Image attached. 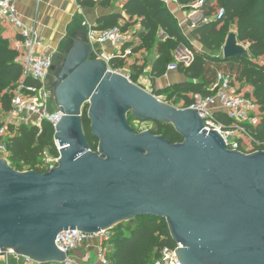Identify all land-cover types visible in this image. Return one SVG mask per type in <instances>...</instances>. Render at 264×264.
Instances as JSON below:
<instances>
[{
    "label": "water",
    "instance_id": "95a60500",
    "mask_svg": "<svg viewBox=\"0 0 264 264\" xmlns=\"http://www.w3.org/2000/svg\"><path fill=\"white\" fill-rule=\"evenodd\" d=\"M222 54L250 57L236 32ZM50 87L62 114L60 158L43 174L0 159L1 251L61 264L68 256L56 246L62 232L95 234L150 216L166 221L182 264H264V151L228 149L196 110L167 104L93 59L86 34L67 45ZM86 107L98 152L84 132ZM129 113L172 125L184 141L136 133Z\"/></svg>",
    "mask_w": 264,
    "mask_h": 264
},
{
    "label": "trees",
    "instance_id": "16d2710c",
    "mask_svg": "<svg viewBox=\"0 0 264 264\" xmlns=\"http://www.w3.org/2000/svg\"><path fill=\"white\" fill-rule=\"evenodd\" d=\"M111 0H104L107 7ZM187 9L192 4L202 2L198 9L207 22H200L190 32V40L184 33L176 16L163 0H127L123 6L124 14H111L100 18L97 31H105L119 27L124 34H131L121 46L120 52L110 59L109 67L114 72H121L131 65L129 78L138 84L139 77L144 73L146 63L141 62L142 52L156 54L151 76L161 78L168 72L170 65H176L185 81L176 83L158 93L168 103H183L189 107L194 95L213 96L218 88L217 76L222 73L230 77L232 86L239 93L251 99L257 108L259 121L256 125H244L249 137L240 138L241 150L246 144L254 151H264V0H175ZM82 6L93 7L95 1H80ZM223 10L222 17H218ZM235 29L238 41L248 48L249 58L224 59L222 49L228 35ZM160 33L164 38L160 39ZM197 42L202 48H198ZM184 47L193 60L186 62L175 60L174 53ZM128 49L132 52L128 56ZM133 59V60H131ZM37 83L24 79L20 53L11 46L10 41L2 36L0 26V118L11 110V101L19 87L27 90ZM239 85V88H237ZM250 90L243 92V88ZM88 107L83 112V128L90 148L98 152V141L93 138L91 122L88 119ZM219 121L226 126L233 124L221 112L216 113ZM2 123L0 122V127ZM154 135L163 136L171 144L184 141L172 125L156 124ZM7 140L8 161L13 169L22 172L36 171L45 173L42 160L48 154L54 159L59 158L55 143V129L43 122L41 127L18 126L9 127ZM111 251L108 255L110 264H154L160 259L165 247L175 248L168 225L165 220L145 216L125 222L111 230Z\"/></svg>",
    "mask_w": 264,
    "mask_h": 264
},
{
    "label": "built area",
    "instance_id": "2783aa9c",
    "mask_svg": "<svg viewBox=\"0 0 264 264\" xmlns=\"http://www.w3.org/2000/svg\"><path fill=\"white\" fill-rule=\"evenodd\" d=\"M34 1L41 2V0ZM201 5L202 2H197L190 6L197 9ZM223 14L224 11L221 10L218 17H222ZM204 22H207V19H204ZM0 24H8L16 31L18 40L15 48L21 55L23 77L24 79L31 78L37 83L35 86H29L27 90H24L23 86L19 87L12 98L10 112L0 118L2 123L0 127V159L8 161L7 140L10 126L36 125L41 127L43 122H48L55 129L62 114L57 111L54 92L49 82L55 53L44 43L40 30L28 26L23 21L18 12L17 0H0ZM87 36L93 51V59L103 60L107 64L111 58L105 54V46L111 45L114 48H120L128 40V35L124 34L119 27L105 31L89 28ZM131 52L132 50L128 49L125 56L130 55ZM190 63L186 62L188 65ZM174 70H177L176 65L168 67V71ZM216 86L218 91L213 96L194 95L193 102L187 109L196 110L204 121L205 129L217 131L224 139L228 149L243 152L239 139L249 137L244 125L258 123L259 115L256 105L243 93L237 92L232 86V80L225 74H218ZM158 98L163 101L162 97ZM218 112L225 114L233 124L226 126L219 121L216 117ZM57 150L60 158L58 147ZM249 153L253 152L246 154ZM59 158L55 159L56 163L45 166V168L49 171L56 167ZM44 159L51 162L52 157L46 154ZM111 239V231H101L95 234L83 233L78 230L62 232L56 239V246L68 256L61 264H81L71 254L87 244L95 247L97 264H110L108 255L111 251ZM179 248H181L180 245H176L175 248H163L160 259L154 264H182L176 254V250ZM2 262L5 264L13 262L16 264H40L28 257L18 255L12 249L5 252L0 250V263Z\"/></svg>",
    "mask_w": 264,
    "mask_h": 264
},
{
    "label": "crops",
    "instance_id": "0c3cea01",
    "mask_svg": "<svg viewBox=\"0 0 264 264\" xmlns=\"http://www.w3.org/2000/svg\"><path fill=\"white\" fill-rule=\"evenodd\" d=\"M80 1L81 0H41V2L38 3L34 0H17V8L23 21L30 27L38 28L46 46L55 53L65 42H70L76 37L84 34L88 35L89 28H95L100 18L111 14H124L123 6L127 0H111L107 7L104 6V0H93L96 2L93 7L82 6ZM163 1L178 19L184 33L193 41L190 32L204 20L203 13L198 8L190 9L189 7L191 6L184 9L185 7L180 6L175 0ZM0 26L8 27L12 30V37H8L5 34L2 36L7 38L11 46L15 48V44L18 40L16 31L8 24H0ZM130 35L131 34H128V38ZM159 38H164V34L160 33ZM193 43L196 47L202 48L199 43ZM120 49L121 47L114 48L111 45H106L104 52L112 58L114 54L120 52ZM174 57L178 62H187L192 57V54L189 51L186 53L178 49L174 53ZM139 58L141 62L146 63V68L144 73L139 77L138 85L148 92L157 91L158 94L170 86L186 80L178 70L168 71L166 75L161 78L152 77L151 71L156 60L154 51L142 52ZM120 73L130 76L132 73L131 65L126 66ZM162 98L164 99V97ZM94 252L95 250L89 252L87 247L81 250L77 249L73 251L71 255L81 264H92ZM0 264L5 263L2 262ZM11 264L16 263L13 262Z\"/></svg>",
    "mask_w": 264,
    "mask_h": 264
},
{
    "label": "rangeland",
    "instance_id": "374dc122",
    "mask_svg": "<svg viewBox=\"0 0 264 264\" xmlns=\"http://www.w3.org/2000/svg\"><path fill=\"white\" fill-rule=\"evenodd\" d=\"M189 8L192 9L193 7H189ZM232 32H235V29L234 28L232 29ZM1 33H2V35L5 34L8 37H12V30L10 28H8V27L1 26ZM69 43H70L69 41L65 42L63 45H61V47L59 48V50H57L55 52V55H54V64L56 66H58V65H60L61 63L64 62L65 57H66L67 45ZM124 75L127 76V74H124ZM136 85H138V84H136ZM237 88H239V85H237ZM248 90H250V88H248V87H244L243 88V92L244 93L246 91H248ZM163 101L165 103H167V104L174 105L172 103H168L165 98L163 99ZM174 106L176 108H178V109H183V103L182 102H177ZM128 120H129L130 125L132 126V128L135 130L136 133H142V132H145V131H151L152 133H154V132L157 131L156 124L151 123V122H140V121L136 120L133 117L132 113H129L128 114ZM244 149L248 153V152H250L252 150V146L249 145V144H246V146L244 147ZM48 159H43L42 160L44 166L53 165L57 161V160H55V159L52 158L51 162H49ZM22 172H27V170H24ZM87 247L89 249V252L95 250V247L94 246H91V245H88V244L80 247L78 250H81V249H84V248H87ZM97 263H98V258H97L96 254L94 252V254H93V263L92 264H97Z\"/></svg>",
    "mask_w": 264,
    "mask_h": 264
},
{
    "label": "flooded vegetation",
    "instance_id": "af4514ba",
    "mask_svg": "<svg viewBox=\"0 0 264 264\" xmlns=\"http://www.w3.org/2000/svg\"><path fill=\"white\" fill-rule=\"evenodd\" d=\"M56 67L57 66L54 64L53 68H52L51 76H50V79H49L50 82L54 79V70L56 69Z\"/></svg>",
    "mask_w": 264,
    "mask_h": 264
}]
</instances>
